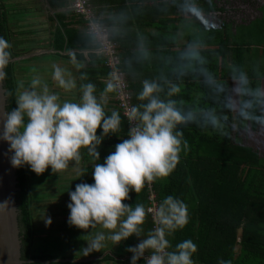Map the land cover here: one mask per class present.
Instances as JSON below:
<instances>
[{
  "label": "trees",
  "instance_id": "obj_1",
  "mask_svg": "<svg viewBox=\"0 0 264 264\" xmlns=\"http://www.w3.org/2000/svg\"><path fill=\"white\" fill-rule=\"evenodd\" d=\"M248 1L250 0H91L98 20L109 28L111 40L118 46L121 67L126 72L134 105L142 103L137 97L143 89L144 81H151L160 86V99L174 101L176 107L188 118V123L178 128L188 145L181 153L180 164L168 177L166 185L161 184L160 179L153 183L160 203L166 196L178 199L188 192L199 196L201 208L209 211L212 197L218 196L222 199L217 204L218 212L222 215L226 209L227 196L231 199L227 200L228 208H232L233 212L232 253L237 244L238 230L243 227L242 241L247 244L253 241V245H249L250 253L264 255V199L251 196L244 208L241 209L240 205L241 198L245 196L242 170L248 169L250 176H264V165L258 171V165L248 158L255 153L248 147L238 145L233 139L218 134L221 133V127L225 130L233 124V82L237 80L241 82L243 91L239 119L243 120L247 115L251 117L253 122L248 127L251 130L257 127V117L264 121V95L260 91L264 82V49L247 45L244 41L232 43L229 39L213 51L195 48L191 43H182L187 37H193L194 27L189 21L190 16H204L207 23L227 18L230 13L244 19V4ZM50 2L53 7L65 4V0ZM73 13L76 15L71 11L51 15V21L57 23L52 32L51 48L60 58L86 60L82 51L98 50L99 44L92 34L74 29L73 20L67 22L68 16ZM14 28L11 10L5 0H0V37L11 45L9 51L12 54V60L5 69L7 75L3 79L7 90L8 111L15 107L14 97L17 90H20L19 64L27 61L19 59L23 54L17 49ZM201 55L210 57L207 61H198ZM215 55L223 56L228 76L221 78L218 75ZM90 58L78 72V97L82 86L92 83L99 99L105 93L107 83L111 82V71L104 54H90ZM173 87L179 91L170 94ZM105 96V111L109 115L112 110L120 113L121 130L103 140L98 149L100 161L94 160L87 150H82V161L86 165L103 163L104 158L115 150L120 139L128 138V122L118 107L116 91L105 93ZM241 126L246 125L241 123ZM17 174L22 258L27 261L26 264H51L50 261L56 256L51 253L49 246L38 250L39 228L35 221V203L46 195L36 191L29 166L17 168ZM131 195L132 199L128 203L133 206L140 203L148 209V187L139 194L133 192ZM219 220L220 218L218 226L221 225ZM153 225V219L148 213L145 234L154 229ZM168 239L170 241V236ZM134 240L138 242L133 237L129 239V245H133ZM126 255L131 256V253L126 252ZM126 264H130V259ZM139 264H144V261L140 260Z\"/></svg>",
  "mask_w": 264,
  "mask_h": 264
},
{
  "label": "clouds",
  "instance_id": "obj_2",
  "mask_svg": "<svg viewBox=\"0 0 264 264\" xmlns=\"http://www.w3.org/2000/svg\"><path fill=\"white\" fill-rule=\"evenodd\" d=\"M11 45L0 37V81L12 60ZM52 80L70 92L76 87L59 65H53ZM118 84L108 82L105 93L116 91ZM160 86L144 81L137 99L142 103L130 107L125 115L131 124L128 138L120 139L115 150L103 163L92 168L94 183H77L68 195L70 210L68 223L88 233L85 256L99 252L107 241L120 245L135 237L137 243L129 245L130 264H195L193 256L197 245L185 239L175 245L168 237L183 230L189 223L187 205L174 196H166L156 209H145L143 204L128 203L132 193L139 194L153 183L169 177L181 161V153L188 147L183 133L178 130L188 123V118L176 107L174 101L160 99ZM173 87L170 94L177 93ZM97 98L92 83L82 86L78 102L61 98L50 90L38 76L30 85L17 90L15 107L0 109V141L7 142L12 153L11 164L20 168L29 166L36 175L51 169L55 175L73 167L79 170L82 150L100 161L99 148L103 140L121 130V115L105 111L106 98ZM98 132L100 134H98ZM153 212L154 229L145 234V223ZM45 223H52L51 217ZM101 229L100 231H91ZM219 264H228L221 260Z\"/></svg>",
  "mask_w": 264,
  "mask_h": 264
},
{
  "label": "crops",
  "instance_id": "obj_3",
  "mask_svg": "<svg viewBox=\"0 0 264 264\" xmlns=\"http://www.w3.org/2000/svg\"><path fill=\"white\" fill-rule=\"evenodd\" d=\"M8 8L11 10L13 25L15 26V32L17 34V49L23 54L19 58L20 60L26 59L27 61L20 63L21 77L25 78L19 80L22 85L20 88H26V74L32 73L30 71H36L37 68L41 69L40 73H45L49 75V81H46L51 88L50 90L61 95L62 100L67 99L73 102L79 101L78 95V72L85 63L91 60L90 54L100 55L101 51H82L86 60L78 59H64L55 55V51L51 48L52 32L57 23L51 21V15L60 12H74L72 9L71 0H65L63 6L53 7L50 1H63V0H5ZM263 15V14H262ZM33 19V20H32ZM37 19V20H36ZM40 20H46L49 23V36L47 39H43L39 50L34 52L33 49H29L28 46H23L25 43L24 37L35 36L36 27L30 26L32 21L37 22ZM36 20V21H35ZM72 27L78 31L89 33V28L85 19L78 15L71 14L68 16L67 22L72 21ZM258 21L261 22L260 17ZM262 25V22H261ZM256 33V32H255ZM254 33V34H255ZM257 40L264 43V29L260 28L257 33ZM22 38V39H19ZM48 42L47 45L45 44ZM182 41H186L185 39ZM19 46V48H18ZM34 47V48H36ZM264 49L263 46H258ZM70 53V52H69ZM67 53V54H69ZM23 65V66H22ZM53 65H59L66 72L68 78L72 79L76 83V87L70 92H65L60 89L56 83L52 80ZM40 66V67H39ZM19 77V76H18ZM20 78V77H19ZM41 78V77H40ZM44 78V77H42ZM32 80L30 77L28 81ZM44 82V81H43ZM24 83V84H23ZM21 90V89H20ZM106 98V96H105ZM95 163L86 165L82 160L80 163L81 176L75 182H68L64 185L65 181L57 177L55 178V183L58 185L56 191L51 193V198L59 200L63 204H58L56 206V213H52V223L50 228L49 245L51 253H54L56 258L51 260V264H126L130 256L126 255V248L129 246V240L125 241L120 245H115L110 241L105 243V246L100 249L99 252H92L90 255L85 256L81 251L82 248L87 246V240L90 239L88 233L81 231L68 223V217L70 210L67 205L70 203V197L68 192L70 190H75V185L77 183H94L92 179V168ZM90 168V170H88ZM63 177V173H62ZM65 178V177H64ZM66 180L68 178H65ZM161 184H167L168 177L160 179ZM54 184V182H53ZM68 184V185H67ZM262 199L260 197H256ZM182 200L188 207L189 210V223L183 230L177 231L172 236H170V242L172 244V249H175V245L185 239H191L197 245V253L193 256L195 264H219L221 260L228 262V264H264V255L257 253H250L249 245H253V241L248 242V244L242 241L243 238V227L238 230V240L234 248V253H232V208H228V199L225 196L226 209L222 215L218 212V202L222 201L218 196L212 197L210 201V209L203 210L202 205L199 204L200 197L195 194H188V192L183 193L178 197ZM250 199L248 197L241 198V209L246 206V203ZM264 201V200H263ZM231 206V205H230ZM232 207V206H231ZM201 212H205L202 214ZM56 216V217H55ZM61 218V221L58 220ZM220 218L221 225L218 226V219ZM101 229L91 230L100 231ZM207 234H209L207 236ZM220 240V242H219ZM219 242V243H218ZM137 242L134 240L135 245ZM255 245V244H254ZM259 247V245H257ZM257 247V248H258ZM262 247V246H261Z\"/></svg>",
  "mask_w": 264,
  "mask_h": 264
},
{
  "label": "rangeland",
  "instance_id": "obj_4",
  "mask_svg": "<svg viewBox=\"0 0 264 264\" xmlns=\"http://www.w3.org/2000/svg\"><path fill=\"white\" fill-rule=\"evenodd\" d=\"M40 2V0H38ZM242 3V2H241ZM246 12H244L245 17L241 19L235 13H230L227 18H220L217 22L213 21L207 23V20L204 16H190L189 21L192 23L194 27L193 37L186 38V41H182V43H191V45L195 48L199 49H209L211 51L215 50L216 48L220 47L222 42H226L229 39L232 43L236 42H245L247 45L252 46H263L257 40V32L260 31V28L264 29V0H250L245 2ZM263 14V15H262ZM243 15V14H242ZM241 15V17H242ZM260 17L261 22L258 21ZM33 20V19H32ZM37 20V19H36ZM35 20V21H36ZM34 22L30 26L36 27V35L35 36H26L24 37L25 43L22 44L23 46H28L29 49H33L34 52L39 50L38 47L42 43L43 39H47L49 36V23L46 20H40ZM208 29V30H207ZM256 32V33H255ZM255 33V34H254ZM236 34V35H235ZM22 39V38H19ZM46 41V45H47ZM176 45V44H175ZM38 46V47H36ZM36 47V48H34ZM19 48V46H18ZM210 56L208 55H201L198 57V61H207ZM215 69L218 75L223 78L228 76V70L223 64V56H216L215 55ZM209 63V62H206ZM21 66V64H19ZM23 66V65H22ZM40 67V66H39ZM42 70L37 68L34 72L33 70L30 71L32 73L26 74V86L30 85V81L28 78L38 76L42 81L46 82L49 81V75L45 73H40ZM21 70L18 72V76L20 77L19 80L24 79L25 77H21ZM44 77V78H42ZM23 83V84H24ZM20 85L21 82H20ZM49 86V85H48ZM26 87V88H27ZM50 87V86H49ZM25 88V87H24ZM24 88H20L23 90ZM51 89V88H50ZM233 109L231 112L232 118V126L229 129L223 130L221 127L218 133L220 136H224L225 138L233 139L243 147H248L255 155L251 154V159L256 165H258L257 170L261 169V165H264V121L260 117H257V127L253 128L252 130L248 127L253 122L251 117L248 115L243 118V120L239 119L240 113V102L242 99V84L239 80L233 82ZM261 93L264 95V82L263 86L260 89ZM241 123H244L246 126H241ZM232 145V142L230 143ZM256 168V167H255ZM243 173V181H244V193L246 197L256 196L264 199V176L255 175L250 176L248 169L242 170ZM241 173V174H242ZM81 176V167L79 165V170H74L73 167H69L67 171L63 173L53 174L51 169L46 171L43 175H36L32 171V177L34 178V183L36 184V191L44 193L46 196L44 199H39L36 203V214H35V221L39 228V236L37 238L38 250L40 251L43 248L50 247L49 243V236H50V228L51 224L47 225L45 223L46 217H51L52 213H56V206L58 204H63L59 200H55L51 198V193L56 191L55 178H59L60 181L64 180L65 184L68 182L77 181L78 178ZM68 178L67 180L65 178ZM75 181V182H76ZM54 182V184H53ZM63 182V181H62ZM68 185V184H67ZM244 196V197H245ZM59 206V205H58ZM56 217V216H55ZM52 220V218H51ZM61 221V218H58Z\"/></svg>",
  "mask_w": 264,
  "mask_h": 264
},
{
  "label": "water",
  "instance_id": "obj_5",
  "mask_svg": "<svg viewBox=\"0 0 264 264\" xmlns=\"http://www.w3.org/2000/svg\"><path fill=\"white\" fill-rule=\"evenodd\" d=\"M8 97L0 81V109L7 110ZM7 142L0 141V264H26L22 258V239L17 202L18 174L11 164Z\"/></svg>",
  "mask_w": 264,
  "mask_h": 264
},
{
  "label": "built area",
  "instance_id": "obj_6",
  "mask_svg": "<svg viewBox=\"0 0 264 264\" xmlns=\"http://www.w3.org/2000/svg\"><path fill=\"white\" fill-rule=\"evenodd\" d=\"M71 3L73 11L82 16L87 22L90 34L96 38L99 44V50L106 57L107 67L111 71L110 81L118 84L116 90L118 107L120 108L122 115L126 118L130 128L131 124L134 122H130L125 113L130 107L135 105L133 103V96L129 88L126 72L121 67L118 46L111 40L109 28L98 20L91 0H71ZM149 201L148 209H156L160 204V200L157 198L153 185L149 189ZM149 214L153 219L154 213L149 212ZM154 227L155 223L153 225V228Z\"/></svg>",
  "mask_w": 264,
  "mask_h": 264
}]
</instances>
